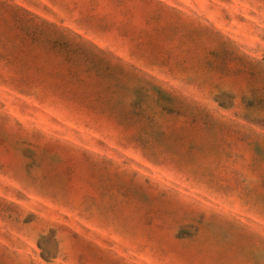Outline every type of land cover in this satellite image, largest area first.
Instances as JSON below:
<instances>
[{
  "label": "rangeland",
  "instance_id": "374dc122",
  "mask_svg": "<svg viewBox=\"0 0 264 264\" xmlns=\"http://www.w3.org/2000/svg\"><path fill=\"white\" fill-rule=\"evenodd\" d=\"M252 222L264 0H0V264H264Z\"/></svg>",
  "mask_w": 264,
  "mask_h": 264
},
{
  "label": "crops",
  "instance_id": "0c3cea01",
  "mask_svg": "<svg viewBox=\"0 0 264 264\" xmlns=\"http://www.w3.org/2000/svg\"><path fill=\"white\" fill-rule=\"evenodd\" d=\"M221 225V229L223 230H229L232 228L231 226L237 225L236 223L232 221L217 223V228H220L218 226ZM244 231H248L249 233H244L240 235L230 234V233H221L217 234V244H224L226 246H231L236 243H244L250 246V248H253L255 250L260 249L262 245H264V234L261 233L262 229H264V223H250L248 226H241ZM260 247V248H259ZM219 255V253L217 254ZM218 264V261H217Z\"/></svg>",
  "mask_w": 264,
  "mask_h": 264
}]
</instances>
